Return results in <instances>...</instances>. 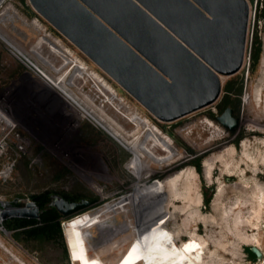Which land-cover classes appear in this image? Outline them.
Listing matches in <instances>:
<instances>
[{
  "label": "rangeland",
  "instance_id": "374dc122",
  "mask_svg": "<svg viewBox=\"0 0 264 264\" xmlns=\"http://www.w3.org/2000/svg\"><path fill=\"white\" fill-rule=\"evenodd\" d=\"M247 1L250 20L241 70L226 76L222 93L214 104L171 123L156 119L40 16L29 0L2 2L0 14L12 7L29 23L37 21L55 37H61L68 48L125 97L134 112L157 125L174 142L180 155L139 182L133 203L107 211L112 204L135 193V178L126 169L131 153L63 100L0 38V104L14 118L28 143L11 176L6 180L0 178V264H122L142 240L143 222L157 224L161 215L162 229L173 234L198 264H264V136H250L252 128L246 122L247 118H255L252 115L255 109L249 102L259 98L264 81V0ZM16 25L28 38L9 31L11 36L25 50L30 49L41 32L19 22ZM256 38L261 41V54L254 65ZM77 84L81 91L86 85L84 93L97 99L99 94L94 85ZM108 102L114 105L103 107L100 101L96 105L126 132H133L137 114L130 115L132 125L121 115L125 109L116 101ZM227 108L232 109V117L238 121L234 130L218 121ZM226 152H234L238 163H249L251 168L244 164L243 170L232 169L236 162L232 158L218 161ZM157 153L162 154L159 150ZM247 156L249 162H244ZM254 162L258 166H252ZM178 172H183L185 178L178 185L179 195L175 196L166 181ZM151 183L154 196L146 197L142 189ZM43 194L48 195V205L54 207L57 198L68 200L66 197L74 198L73 202L86 200L92 204L71 216L61 213L63 239L26 238L22 232L5 227V220L15 217H6L7 213L16 210L32 213L28 203H36L34 197ZM208 198L210 204L206 206ZM4 203L11 209H6ZM86 214L98 216V221L78 232L82 248V255H78L68 225ZM254 248L261 253L255 260L248 251Z\"/></svg>",
  "mask_w": 264,
  "mask_h": 264
},
{
  "label": "water",
  "instance_id": "95a60500",
  "mask_svg": "<svg viewBox=\"0 0 264 264\" xmlns=\"http://www.w3.org/2000/svg\"><path fill=\"white\" fill-rule=\"evenodd\" d=\"M33 9L156 119L171 123L214 104L220 76L245 60L247 0H29ZM232 109L218 121L234 130ZM92 203L55 200L64 216ZM14 211L6 217L39 219ZM252 251L261 257L258 249Z\"/></svg>",
  "mask_w": 264,
  "mask_h": 264
},
{
  "label": "bare ground",
  "instance_id": "6f19581e",
  "mask_svg": "<svg viewBox=\"0 0 264 264\" xmlns=\"http://www.w3.org/2000/svg\"><path fill=\"white\" fill-rule=\"evenodd\" d=\"M4 0H0V5ZM21 23L23 27H32L41 32L40 37L35 45L30 49L25 50L16 37L11 36L10 32L27 39L26 33L19 29L16 25ZM0 38L6 42L20 60L25 62L28 66L38 73L39 77L46 85L58 91L59 95L77 109L79 113L86 118L93 120L99 127L107 131L111 136L118 140L132 155L126 165V169L131 172L135 178L134 194L128 195L117 204H112L107 211L116 209L133 203L136 198L138 184L146 175H151L157 168L169 165L174 162L180 155L174 146V142L166 136L162 130L151 120L132 110L131 114H137V124L133 132H126L119 126L106 111L96 105L95 98L82 92L77 86L76 80L87 79L97 84L100 90L103 91L107 101H116L121 109H124L121 99L122 95L109 83L106 79L94 69H92L84 60L78 57L72 49L64 46L61 40H53L46 32L45 27L37 21L31 23L27 19L22 18L14 8L7 7L0 14ZM71 64H75L76 68L69 70ZM79 78V79H78ZM227 79L226 76H220L222 84ZM101 85H100V84ZM104 87V88H103ZM111 93L117 94L115 97ZM264 93V81L260 85L259 97L257 100L252 99L249 103L253 104L254 111L252 112L254 119H246L247 124L252 128L250 136L261 137L264 136V100L262 99ZM245 123V122H244ZM210 125L214 123L209 122ZM211 128V127H210ZM221 127H217L218 132H222ZM213 132V131H212ZM216 135V134H215ZM220 136V135H219ZM212 141V139L210 140ZM157 150L162 154L157 153ZM226 158H232L236 161L232 169L243 170V165L251 166L248 159L238 163L237 156L234 152H226L225 156L218 158V161H226ZM243 159V158H241ZM264 164V160H263ZM207 165V164H205ZM258 166L256 162L254 165ZM245 170V169H244ZM184 173L178 172L167 178V187L171 193L174 192L178 196V185L184 181ZM6 209H11L7 203L3 204ZM98 216L92 217L89 214L78 217L71 221L68 225L71 233V240L74 244L75 251L78 255H82L81 241L77 235L82 229L90 227L98 221ZM163 215L159 217L157 224L149 225L146 220L144 223L145 233L127 260L122 264H130L139 262L140 264H198L191 255L181 246L176 237L162 229L161 221Z\"/></svg>",
  "mask_w": 264,
  "mask_h": 264
},
{
  "label": "built area",
  "instance_id": "2783aa9c",
  "mask_svg": "<svg viewBox=\"0 0 264 264\" xmlns=\"http://www.w3.org/2000/svg\"><path fill=\"white\" fill-rule=\"evenodd\" d=\"M45 32L53 38V40H61L63 43V40L61 37H55L51 31H48V28L45 27ZM64 44V43H63ZM64 46H66L64 44ZM71 49V48H70ZM75 69V64H71L69 67V70ZM79 79V78H78ZM80 81V82H79ZM77 83L83 84H89L94 85L98 92L97 99L95 98V101H100L101 106H112L113 103L108 102L106 97L104 96V93L102 90L99 89L97 84L94 82H91L89 80V77L85 79H79ZM100 84V83H99ZM101 85V84H100ZM86 85L82 86V90L84 91ZM104 88V87H103ZM108 91V90H107ZM111 93V91H108ZM115 97L117 94L111 93ZM124 109L126 110L125 114L122 112L119 108H114L117 113H121L122 117H124L125 121L133 125V121L131 120V113H132V107L128 105L127 100L124 96L119 99ZM114 105V104H113ZM127 113V114H126ZM27 139L20 133L18 130L17 124L12 116H10L4 108L0 104V178H3L4 180L8 179L11 176V173L16 166L17 162L25 155L27 150Z\"/></svg>",
  "mask_w": 264,
  "mask_h": 264
},
{
  "label": "trees",
  "instance_id": "16d2710c",
  "mask_svg": "<svg viewBox=\"0 0 264 264\" xmlns=\"http://www.w3.org/2000/svg\"><path fill=\"white\" fill-rule=\"evenodd\" d=\"M261 54V41L256 38L254 41V54L253 60L254 65L258 63ZM199 167V164L197 165ZM143 195L146 197L154 196L153 185L145 184L142 189ZM46 194L34 197V201L40 207V217L39 219H31L24 217H13L6 219L4 225L9 230H17L23 233L26 238H42L44 240L53 241L54 238L59 236L63 239L61 220L64 216L58 211L54 206L48 205ZM68 201L73 202L74 198L66 197ZM210 204V199L206 200V206ZM153 222V219H150ZM249 254L252 259H257V255L248 249Z\"/></svg>",
  "mask_w": 264,
  "mask_h": 264
}]
</instances>
